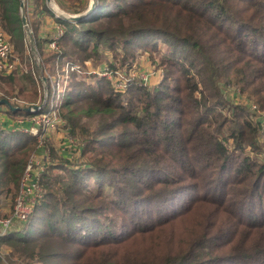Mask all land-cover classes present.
<instances>
[{
  "label": "trees",
  "instance_id": "1",
  "mask_svg": "<svg viewBox=\"0 0 264 264\" xmlns=\"http://www.w3.org/2000/svg\"><path fill=\"white\" fill-rule=\"evenodd\" d=\"M55 1L74 13L87 6ZM20 3L0 0V28L30 65ZM92 11L67 20L46 0H24L44 69L68 73L48 97L81 146L71 160L41 144L43 195L25 223L0 235V264H229L215 250L230 251L236 224L245 236L236 259L264 264V211H240L248 199L264 205V0H94ZM48 16L61 35L47 30ZM159 43L163 75L150 87L133 80L121 92L87 64L108 51L123 66L136 47ZM32 72H0V98L17 107L4 105L11 118L42 104ZM230 88L246 92L253 113L224 95ZM37 144L31 132L0 128V196L14 197ZM224 185L233 192L217 191ZM231 201L242 202L236 223L225 214Z\"/></svg>",
  "mask_w": 264,
  "mask_h": 264
},
{
  "label": "rangeland",
  "instance_id": "2",
  "mask_svg": "<svg viewBox=\"0 0 264 264\" xmlns=\"http://www.w3.org/2000/svg\"><path fill=\"white\" fill-rule=\"evenodd\" d=\"M90 2H91V0H87V4H86L87 6L83 10L79 11L78 13L84 12V10H86L89 7ZM49 5L52 7L54 13L58 17H59L58 14H61V12L65 15L66 14H78V13H74L71 11V7L68 3H66L64 5L65 7H62V6L60 7L56 3L55 0H52L49 3ZM46 20H48L47 30L54 29L56 34L61 35L62 30L58 29L54 19H52L51 17L48 16V17H46ZM8 40H9V38H8ZM27 40H28V38H27ZM33 45H34V43H33ZM29 46L30 45L28 42L27 48H28V52L31 56L30 57V59H31L30 65H27L29 60H21L18 53L16 51H12V57L15 58L17 63L22 65L23 70H24V68L28 69L32 66V68H33L32 73L34 75L33 77L38 82H40V91L42 93V98H41L42 100L41 101H42L43 108H42L41 112H34V114L29 113L27 118L31 119V121H33V123L28 128L36 127L37 132H38L37 134H39V135H36V134H34V135L38 136V138H39V136H41V138L39 140L42 143H44L45 141H48L50 144L53 145V147L55 149L60 151V153H65V155L70 157L71 160H75L74 155L78 154L80 152V150L78 149V146L79 145L81 146V143H79L77 138H74L72 133H70V131H69L68 125L66 123H64V121L61 119L60 116L57 115L58 111L55 108L57 106L56 99H55L56 96L53 99H52V96L48 97V92H49V88L51 87V85L53 87L55 85L54 89L52 90L53 92L54 91L55 92H61V90L63 89L62 87L66 84L65 79H67L68 73L64 72V74H63V76H61V78L59 76L58 77L57 76H51L50 74H48V72L46 71V68L44 69L43 64H41L39 53L33 52ZM36 51H37V49H36ZM166 51H167L166 47L160 43H159L158 49L152 50L149 52L147 50H145V48L136 47V51L133 52L131 57H128L125 60L126 64H124L123 66L117 62L119 57H116V54H113L112 52H108V51L105 52L104 51L105 53L101 54L100 60L97 63V65H96V62L94 65L91 63L90 60H92V59L87 60V64L90 68H92L96 72L98 71L99 74L107 76L110 80H112L114 88L116 90H119L122 92V91H124L126 84L128 82H132L133 80H135V81L137 80L139 82H142L143 85H146L148 87L159 83L161 81L163 71H161V69L159 68L160 66L158 64L160 63V60H161L162 56L164 55V53H166ZM108 62L111 64L115 62L116 63L115 66H117L118 68H114V70H110L108 67ZM16 65H18V64H16ZM65 69H66V67H65ZM76 73L79 75L78 72H76ZM49 76H50V78H49ZM44 77H46L45 82L43 81ZM47 77L49 78L50 83L47 82L48 81ZM59 79H61L62 82L58 81ZM7 91H8V89L0 83V92H7ZM226 91H227V93H225L224 95H226V97H229L230 100L233 101V104L239 103L243 107H247L250 110L248 112L253 113L252 110L255 108L256 104L252 105L251 100L247 99L246 92H240L239 89H235V88H230ZM121 94H123V93H121ZM48 98H50L52 100L50 101V99H48ZM248 103H249V106H247ZM2 105L3 104H1V106ZM46 105L49 108L48 111H45V109H44V107ZM5 106H2V107H5ZM221 110L224 113H230L227 109H221ZM47 113H50V115L55 114V116L57 118L51 117V119H48V118H50V116H48L49 114H47ZM41 118H44L45 121H42ZM24 119H26V118H24ZM86 122H87V119H86ZM37 143L40 144L38 142V139H37ZM40 165L42 167L44 166L43 164H40ZM232 168H234V166ZM223 178L221 180H223ZM227 183H222V184H227ZM233 186H235V184H233L231 187H233ZM108 190H109L108 188L105 189L106 192H108ZM222 190H224V192H233V191H229L227 189L226 185H224V187H222V189L217 190V191L220 192ZM190 192H192V190H190L188 192L184 190V191H182V194L187 195V193L190 194ZM229 196H230V198H236V195H233L231 193L229 194ZM13 198L9 197V196H5L4 194L0 196V215L4 216V215H7L9 212L12 211ZM241 203H242L241 201L239 203L237 201H235V202L231 201V202L226 203V205H225L227 208L225 210L226 216H229L231 218V220H234L235 223H236V220L238 219L236 214L238 212V209L240 208L239 206ZM258 205H259V203L257 201L251 202L248 199L245 202L246 208L245 209L243 208L240 211L244 212L247 217H250V215L252 213L257 214V211H259V210L264 211V205L261 208L258 207ZM211 208H212V206H210L205 211H209ZM253 208L255 209L256 212L251 211V209H253ZM109 212L110 211H107V213H109ZM154 216H157V215H154ZM251 217H252V215H251ZM188 218H185L184 221L187 222L189 220ZM197 229H196V231H197ZM237 230H240V228L237 227V224H236L235 231L233 232V233H235L234 234L235 236L233 238V241L231 242V246L229 249L230 251H228L226 249H223V251H220L219 249L215 250V251L221 252L220 256L223 257V260L230 262L229 264H240V260L236 259V257L239 256V254H240L239 245H240V242L243 239H245V236H243L241 234L242 231L239 233V231H237ZM177 234L178 235L176 236V242L181 243L185 239L184 234L182 232H178ZM259 235L260 234L257 235V233H255V238L258 239ZM211 247H214V245H211ZM6 250L7 249H5L4 246L0 245V256H2ZM234 259H236V260H234Z\"/></svg>",
  "mask_w": 264,
  "mask_h": 264
},
{
  "label": "built area",
  "instance_id": "3",
  "mask_svg": "<svg viewBox=\"0 0 264 264\" xmlns=\"http://www.w3.org/2000/svg\"><path fill=\"white\" fill-rule=\"evenodd\" d=\"M54 46V42H51L50 47ZM12 51L13 49L11 48L7 35L0 28V72L8 74L17 66L15 58L12 57ZM42 108V104L29 106L26 111L34 114V112H41ZM47 114L50 116L48 119H51V117L57 118L55 114ZM41 119L45 121L44 118ZM24 130L27 131V129ZM28 131H31L32 134L39 135L37 134L36 127L28 128ZM40 138L41 136L39 138L37 136L39 145L42 144L39 140ZM40 164H43L42 158L36 153L30 154L19 181L18 191L13 198L12 211L7 215H0V235L12 230L14 226L25 223L34 205L41 199L43 190L39 184V177L44 170V166L42 167Z\"/></svg>",
  "mask_w": 264,
  "mask_h": 264
},
{
  "label": "water",
  "instance_id": "4",
  "mask_svg": "<svg viewBox=\"0 0 264 264\" xmlns=\"http://www.w3.org/2000/svg\"><path fill=\"white\" fill-rule=\"evenodd\" d=\"M51 1L52 0H46V3L49 6V8L51 9V11L54 12L52 7L49 5V3ZM93 7H94V0H91L89 7L86 10H84V12H80L78 14H66V15L61 12V14H58V15L60 18L62 17V18L67 19V20H78L80 18L87 17L89 14H91L93 12L92 11ZM23 11H24V0H21L20 9H19V13L21 14V23L24 27V30H26L30 49L33 52H37L36 48L33 45L31 30H29L27 17L25 16V13ZM43 81L44 82L46 81V77L43 78ZM0 104L6 105L9 108H14V109L17 108L16 106H13L12 104H10L9 100H7L6 98H0Z\"/></svg>",
  "mask_w": 264,
  "mask_h": 264
},
{
  "label": "crops",
  "instance_id": "5",
  "mask_svg": "<svg viewBox=\"0 0 264 264\" xmlns=\"http://www.w3.org/2000/svg\"><path fill=\"white\" fill-rule=\"evenodd\" d=\"M45 22L47 24L48 20H46ZM46 26L48 27V24ZM17 64H19V63H17ZM3 74H5V73H3ZM0 109H1L0 110V128L11 129V130L12 129H20V130L27 129V131H25V130L24 131L25 132H31V131H28V127L31 126L33 123V121H31V119H28V118H26V119H21V118L14 119V118H11L9 116L10 114H8V112L5 110L6 107L0 106ZM37 146H38V144L36 145V148H38L36 153L42 158V162L45 165V163L47 162V159L49 157V151H48V149L47 150H45V149L40 150L39 148H41V145H39V147H37ZM59 153H60V151H59ZM63 154L65 155V153H63Z\"/></svg>",
  "mask_w": 264,
  "mask_h": 264
}]
</instances>
